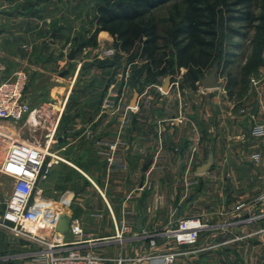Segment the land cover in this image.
<instances>
[{
    "label": "crops",
    "instance_id": "0c3cea01",
    "mask_svg": "<svg viewBox=\"0 0 264 264\" xmlns=\"http://www.w3.org/2000/svg\"><path fill=\"white\" fill-rule=\"evenodd\" d=\"M82 2L87 1L0 0V79L23 72L27 78L23 101L36 111L35 120L28 116L20 122L1 121L0 131L26 143L29 140L21 139L22 131L46 132L42 145L31 141L47 153L37 187L42 189L44 201L52 202L70 220H78L83 231L80 238L72 237L68 231L58 237L68 244V249L92 252L106 258V264H116L119 260L121 264H225V256L240 248L251 260L253 254L264 251V232H259L264 229V218L249 224L241 221L264 214V204L253 202L254 196L237 201L234 182L236 173L250 163L249 155L258 151L259 173L264 183V138L258 143L250 135L254 125L264 123V98L259 107L256 105L254 114H246V122L240 123L236 116L228 117L233 127L231 133L225 132L226 117L219 110L218 131L206 129L200 134L193 131L192 136L184 127L189 123L192 128L194 118L183 115L180 105L177 108L174 103L176 112L173 113L168 94L175 83L167 79L168 90L153 99L149 116L140 92L133 88L130 91L128 87L129 74L123 71L114 76V67L100 69L85 59L73 62L74 65L67 63L72 61L68 56L74 51L75 43L81 40ZM98 35L103 40L108 38L106 32ZM85 61L92 65L81 69ZM69 68L70 76L66 74ZM96 72L103 73L100 79ZM103 78L104 83L100 81ZM160 81L157 84L162 86L166 79ZM112 88L117 97L109 96ZM121 92V104L131 108V121L130 127L120 131L123 112L104 110L102 102L109 97L118 101ZM147 116L150 122H146ZM205 119L208 120L202 118L201 122ZM149 124L154 131H150ZM242 126L244 131H240ZM116 140L126 144L119 151L127 168L108 174L101 154L106 149L96 142ZM241 149L250 152L244 154L243 160L236 153L242 152ZM156 151L163 157L161 173L148 171ZM228 151L232 152L231 167L235 173L223 159ZM209 155L213 158L212 168L197 174L196 169L204 163L197 160L205 156L207 161ZM144 165H148L145 171ZM229 183H233V189L226 191ZM63 199L65 202L61 203ZM225 200L231 203L225 205ZM241 203L244 207L238 208ZM123 211L130 213L128 218L134 225L142 214L144 220L141 231L134 230L133 226L118 239L115 227ZM191 217H199L207 225L196 245L176 247L163 236L178 220ZM152 232L157 233L156 246L150 251L148 241L142 236ZM74 242L80 243L73 245ZM10 249L14 253L0 254V264H27L25 257L36 254L41 247L25 241ZM170 252L176 255L168 259ZM152 253L156 257L143 260Z\"/></svg>",
    "mask_w": 264,
    "mask_h": 264
},
{
    "label": "rangeland",
    "instance_id": "374dc122",
    "mask_svg": "<svg viewBox=\"0 0 264 264\" xmlns=\"http://www.w3.org/2000/svg\"><path fill=\"white\" fill-rule=\"evenodd\" d=\"M86 1L87 2H82L79 12L81 16L80 42H85L86 46L78 48L79 44L81 43H75L74 47L78 51L75 53L74 59L72 61L66 62L69 63V65H74L73 62H81L83 59H85L93 62L95 61V63L99 65V63L114 61L115 66L112 71L113 75L118 77V75L120 73L122 74L123 71L125 75L129 74L128 87L130 88V91L132 90L131 88H133L140 92L142 95L141 99L144 100V107L148 108L146 113L151 116V106L153 105V99L156 98V95L160 93L158 90L160 85L156 83V87H147L150 84L146 85L144 78L142 76L138 77L139 70L144 65V63L137 60L130 62L127 55L117 54L112 48L113 39L107 32V40L100 39L99 35H97L96 39L93 40V31L95 26L92 20L95 15L94 6L97 3V0ZM183 8L184 7L179 2V0H176L164 4L152 12L160 35H164V32L170 26L172 19L178 21V13H182ZM251 11L255 17H264V0H254L251 5ZM262 27H264V23L262 22H254L249 26L245 23H232L228 26H221V21H218L217 29L221 41L220 60H216L203 72L198 74L200 79H202L211 74L213 69H216V88L206 90L202 88L199 81L195 83L194 86H191L184 77L185 70L176 71L165 77L166 80L168 79L174 81L175 83L174 89L170 94H168V103L170 106L172 105L171 110H173V113L176 112V109L174 110L175 107L173 108L174 103L176 104L175 106H177V108H179L180 105V108H182L181 113L183 115L186 113L188 118L191 116L194 118V125L192 128L189 123H187L184 127L187 134L193 136V131H198L200 134V131H205L206 129H208V131H218L219 127L216 119L220 111L224 113L226 117L225 132L229 130L231 133L233 127L231 126V120L229 121L230 118L228 117L236 116L240 123H243L246 122V114L248 112H256V105L259 107L260 100H263L264 98L262 95V91L264 92V65H262L256 72L247 73V70H250L252 67H254V64H252V62L250 63L249 60H251L254 51L256 52L253 44L258 41L260 44V29ZM228 28L234 30L235 33H233L232 36L228 33ZM84 50H86V53H83ZM261 52L262 58L264 60V43L261 47ZM128 66H130L129 69H127ZM126 70H128V73L125 72ZM66 71V74L70 76L72 71L71 68ZM95 75H97L100 79L103 73L99 74V72H96ZM252 79L258 82L256 86L251 83ZM79 80L80 78L78 79V84ZM100 81L103 83L105 82L104 78ZM95 83L98 84V81H95ZM94 86L96 87L97 85L94 84ZM160 87L162 88V86ZM130 95L131 94H129V97ZM149 116H147L146 119L148 120H146V122H150ZM202 118H208V120L205 119L206 121L201 122ZM128 119L129 121L127 128L130 127L131 121L130 118ZM149 128L150 131H154V129H152V124H149ZM240 131H244L243 126L241 127ZM45 135L46 132L44 131L43 133L42 131H22L20 137L23 140H29V143H31L32 140H36L39 145H42L46 140ZM209 135L212 137V134ZM256 140H258V143H260L259 139ZM1 143L0 159L2 158L3 154V145H1ZM226 143H232V141L226 140ZM241 151L242 152L235 151L237 154H240L241 160L245 159L243 158L244 154H250V152H246L245 149H241ZM231 156L232 152L228 151L225 153V157L223 159L224 162L230 165V170L235 173V169L231 167L233 161ZM217 160L219 161L220 158ZM197 161L205 163L206 157L204 156ZM260 168V165L252 166L250 163H246L240 172L236 173L237 180L234 182V187L238 195L236 198L237 201L252 196L255 198L259 194L261 187L264 184L260 178ZM0 183L3 187L8 188V182L6 179L0 178ZM229 185L230 188L227 186L225 187L226 191H229L228 189H233V183H229ZM225 201V205L231 203L229 200ZM24 242L25 241L22 239H15L10 235L0 232V254L14 253L15 250L10 249V246H20L24 244ZM236 250L233 253L231 252L225 256V264H264V251L256 253L255 255L253 254V256L250 257V260L249 254L244 253L243 249L240 248ZM244 259H246V262H243Z\"/></svg>",
    "mask_w": 264,
    "mask_h": 264
},
{
    "label": "built area",
    "instance_id": "2783aa9c",
    "mask_svg": "<svg viewBox=\"0 0 264 264\" xmlns=\"http://www.w3.org/2000/svg\"><path fill=\"white\" fill-rule=\"evenodd\" d=\"M26 75L21 72H15L6 79H0V122L12 121L20 122L25 117L33 116L35 120L36 111L31 110L26 102L23 101L24 89L26 86ZM256 86L257 81L251 80ZM161 94L164 92L159 86ZM110 97H117L116 91L109 93ZM122 92L119 94V100L106 98L102 102L104 110L122 111L120 122V131L128 126L129 105L121 104ZM250 135L254 139L264 138V123L256 124L250 129ZM0 139L3 143V154L0 159V178L6 179L8 188L0 183V232L10 235L15 239H22L30 243L38 244L41 249L36 254H28L27 264H106L108 260L92 252H82L78 249H68V244L63 243L58 237L60 234L55 231L61 210L54 206L52 202L42 199V189L37 187V179L42 169L44 159L47 155L45 148L13 139L0 131ZM96 145L105 148L101 154L106 161L108 174L125 170L126 161L121 156L119 149L126 147V144L116 140L113 143L103 141L96 142ZM58 163V159H55ZM162 155L156 151L148 166L149 172L161 173L163 167ZM250 164L256 166L261 162L259 152H253L249 155ZM63 199L61 203H64ZM256 204H264V184L259 194L253 199ZM244 207L241 203L238 208ZM130 213L122 212L121 220L115 227V235L121 239L124 234L130 232L134 222L129 220ZM264 218V214H256L246 217L241 222L249 224ZM207 228V225L199 217L180 219L175 225L170 226L163 236L170 239L174 246H194L199 241V235ZM68 232L72 237H82L83 231L78 220L71 219L68 226ZM264 232V229L259 231ZM156 232L143 234L142 238L148 241V248L153 251L156 246ZM52 238V241H50ZM80 242H74L73 245H79ZM176 255L174 252L167 254L171 259ZM156 257L155 253L143 258L150 260ZM141 260V259H140ZM116 264H121L119 260Z\"/></svg>",
    "mask_w": 264,
    "mask_h": 264
},
{
    "label": "trees",
    "instance_id": "16d2710c",
    "mask_svg": "<svg viewBox=\"0 0 264 264\" xmlns=\"http://www.w3.org/2000/svg\"><path fill=\"white\" fill-rule=\"evenodd\" d=\"M171 1L176 0H97L94 6L93 40L100 32H107L117 54L127 55L130 62H143L138 77L142 76L146 85L184 69L185 79L194 86L200 80L198 74L220 60L218 21L221 26L264 23V17H255L251 11L254 0H179L184 8L178 13V21L172 19L164 35H160L152 12ZM227 31L231 36L235 33L229 28ZM80 43L78 48L86 46ZM263 43L264 27L260 29V44H253L256 52L249 61L254 67L247 73L264 65ZM93 64L100 69L115 66L114 61Z\"/></svg>",
    "mask_w": 264,
    "mask_h": 264
},
{
    "label": "water",
    "instance_id": "95a60500",
    "mask_svg": "<svg viewBox=\"0 0 264 264\" xmlns=\"http://www.w3.org/2000/svg\"><path fill=\"white\" fill-rule=\"evenodd\" d=\"M75 55L74 51H71L69 53L68 59L69 60H73ZM92 65V62L89 61H85L82 65H81V69H86L88 67H90ZM200 85L202 86V88L204 89H214L217 87V82H216V69H213V71L211 72V74H209L207 77H204L202 79L199 80ZM169 87V81L166 80L163 85H162V91L165 92L168 90ZM135 104V99H133L131 106L133 107ZM213 165V158L211 155H209L207 161L205 163H203L201 166H199L196 169V173L197 174H202L205 172H208ZM148 165H144V171L146 170ZM144 220V215L142 214L141 217H139L134 225V230L136 231H141L142 230V221ZM69 222H70V216L62 213L57 221L56 224V228L55 231L59 234H65L68 231V226H69Z\"/></svg>",
    "mask_w": 264,
    "mask_h": 264
},
{
    "label": "bare ground",
    "instance_id": "6f19581e",
    "mask_svg": "<svg viewBox=\"0 0 264 264\" xmlns=\"http://www.w3.org/2000/svg\"><path fill=\"white\" fill-rule=\"evenodd\" d=\"M105 37V35H103Z\"/></svg>",
    "mask_w": 264,
    "mask_h": 264
}]
</instances>
